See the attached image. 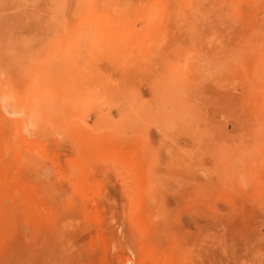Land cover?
<instances>
[{
    "label": "rangeland",
    "instance_id": "obj_1",
    "mask_svg": "<svg viewBox=\"0 0 264 264\" xmlns=\"http://www.w3.org/2000/svg\"><path fill=\"white\" fill-rule=\"evenodd\" d=\"M0 264H264V0H0Z\"/></svg>",
    "mask_w": 264,
    "mask_h": 264
},
{
    "label": "bare ground",
    "instance_id": "obj_2",
    "mask_svg": "<svg viewBox=\"0 0 264 264\" xmlns=\"http://www.w3.org/2000/svg\"><path fill=\"white\" fill-rule=\"evenodd\" d=\"M95 23V22H94ZM92 24V23H91ZM93 25V24H92Z\"/></svg>",
    "mask_w": 264,
    "mask_h": 264
}]
</instances>
